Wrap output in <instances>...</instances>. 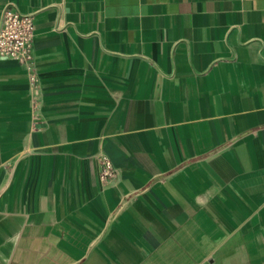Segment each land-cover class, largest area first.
<instances>
[{
  "label": "crops",
  "instance_id": "0c3cea01",
  "mask_svg": "<svg viewBox=\"0 0 264 264\" xmlns=\"http://www.w3.org/2000/svg\"><path fill=\"white\" fill-rule=\"evenodd\" d=\"M5 4L0 264H264V0Z\"/></svg>",
  "mask_w": 264,
  "mask_h": 264
},
{
  "label": "built area",
  "instance_id": "2783aa9c",
  "mask_svg": "<svg viewBox=\"0 0 264 264\" xmlns=\"http://www.w3.org/2000/svg\"><path fill=\"white\" fill-rule=\"evenodd\" d=\"M32 16L5 4L0 14V56L21 64L27 71L32 66ZM102 174L109 172L111 163L104 161Z\"/></svg>",
  "mask_w": 264,
  "mask_h": 264
}]
</instances>
